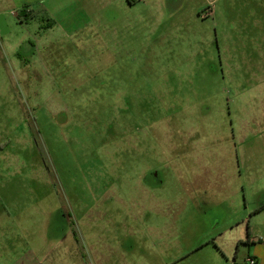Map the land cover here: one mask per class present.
<instances>
[{
  "label": "rangeland",
  "instance_id": "obj_1",
  "mask_svg": "<svg viewBox=\"0 0 264 264\" xmlns=\"http://www.w3.org/2000/svg\"><path fill=\"white\" fill-rule=\"evenodd\" d=\"M0 15V259L245 264L264 248V0Z\"/></svg>",
  "mask_w": 264,
  "mask_h": 264
},
{
  "label": "crops",
  "instance_id": "obj_2",
  "mask_svg": "<svg viewBox=\"0 0 264 264\" xmlns=\"http://www.w3.org/2000/svg\"><path fill=\"white\" fill-rule=\"evenodd\" d=\"M0 24L5 25V20H4V18H3L2 15H0ZM253 242H255V241H253ZM3 243H6V244H7L6 241H3ZM263 245H264V244H263ZM263 247H264V246H263ZM249 256H253V257H255L256 260H257V264H264V262L262 261V260H263L262 258H264V248L261 249V250H259V252L257 251V253H254V254L249 255ZM21 257H22V256H21ZM21 257H20V260H21ZM6 260H7V261H6ZM260 260H261V261H260ZM16 262H17V261H15L14 264H16ZM0 264H12V263H11V260H8V258L1 257V259H0Z\"/></svg>",
  "mask_w": 264,
  "mask_h": 264
},
{
  "label": "built area",
  "instance_id": "obj_3",
  "mask_svg": "<svg viewBox=\"0 0 264 264\" xmlns=\"http://www.w3.org/2000/svg\"><path fill=\"white\" fill-rule=\"evenodd\" d=\"M245 264H257V261H256L255 257L248 256V258L245 261Z\"/></svg>",
  "mask_w": 264,
  "mask_h": 264
}]
</instances>
